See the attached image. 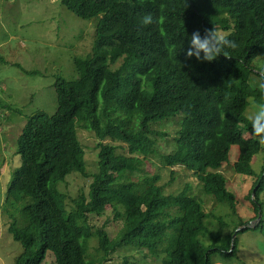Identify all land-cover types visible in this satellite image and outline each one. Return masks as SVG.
Returning a JSON list of instances; mask_svg holds the SVG:
<instances>
[{"label":"trees","instance_id":"obj_1","mask_svg":"<svg viewBox=\"0 0 264 264\" xmlns=\"http://www.w3.org/2000/svg\"><path fill=\"white\" fill-rule=\"evenodd\" d=\"M61 2L80 18H96V37L92 51L74 59L78 77H57V110L29 116L18 138L22 164L4 204L30 202L21 208V225L8 223L22 246L14 264H42L49 250L55 264H105L115 251L143 249L157 257L156 264H214L234 258L242 233L264 232V164L258 174L252 164L263 145L245 114L251 97L264 103V91L253 84L257 79L259 85L264 72V56L262 65L253 64L264 53V0H187V6L186 0ZM147 14L162 22L142 25ZM214 27L236 41V49H226L231 58L186 59L191 34L199 30L203 35ZM119 60L122 65L112 68ZM172 120L179 127L172 149L162 155L163 164L194 171L206 194L232 208L235 194L220 169L237 145L234 169L256 177L250 194L253 219L261 216L256 227L249 226L250 220L220 215L214 232L208 227L212 212L186 188L166 194L157 183L159 174L136 175L141 172L139 155L153 154L156 137L166 134L153 130L152 123ZM78 128L93 131L98 139L94 172L87 171ZM111 141L126 143L128 154ZM72 172L92 180L87 196L77 195L68 210V196L58 183ZM107 205L123 220L116 238L88 220L89 213L102 215ZM242 225L247 227L236 230ZM203 231L211 234L208 245L198 239ZM223 235L233 243L226 250L217 241ZM94 238L98 246L90 253ZM138 258L126 254L122 264H141Z\"/></svg>","mask_w":264,"mask_h":264},{"label":"rangeland","instance_id":"obj_2","mask_svg":"<svg viewBox=\"0 0 264 264\" xmlns=\"http://www.w3.org/2000/svg\"><path fill=\"white\" fill-rule=\"evenodd\" d=\"M96 20L78 17L61 0H0V264H14L16 256L22 251L21 243L8 231V223L17 220L21 225V208L30 202V198H25L14 205L4 204L14 171L22 164L21 154L18 152V138L29 116L37 111L53 114L57 110V77L67 80L78 77L74 59L85 57L92 51L96 37ZM263 56L264 53L253 64L257 67L262 65ZM122 62L119 60L111 67L119 68ZM253 84L258 86L257 79ZM255 104L257 102L251 97L245 111L246 116L254 111ZM170 120L171 118L167 119ZM178 127L177 120H172L171 123H152L153 130L166 134L156 137V151L153 154L148 157L139 155L142 159L141 172L136 175L140 176L142 172L159 174L157 183L166 194H178L186 188L190 194L201 200L206 212H212L208 227L214 232L219 228L217 217L220 215L230 221L237 217L250 220L251 228L256 227L258 222L255 221L256 218L253 219L256 215L253 194L250 197L256 177L246 176L234 169L238 156L237 145L231 147L230 161L224 163L220 169L226 177L228 189L235 194L236 205L232 208L206 194L194 171L181 165L170 167L163 164L162 155L172 149L171 141ZM78 137L85 149L87 171L94 172L98 161V139L93 131L83 128H78ZM111 143L118 147L120 153L128 154L126 143ZM252 164L257 174L262 171L264 145L253 158ZM91 180L80 172H72L58 183V189L68 196V210L73 206L72 199L77 195L83 193L87 196ZM261 198L264 199V192ZM115 213L107 205L102 215L89 213L88 220L93 227L104 229L111 238H116L122 232L123 220L116 217ZM230 224L234 226L233 223ZM210 236L211 234L203 231L198 239L208 245L211 243ZM239 239L236 256L226 261L218 259L214 264H264V232L248 231L242 233ZM217 241L225 250L232 246L231 240L225 235L218 237ZM97 246V240L92 239L89 252L95 253ZM126 254L132 257L138 255V263L141 264H156L158 261L146 249L131 252L123 250L110 254L105 264H122ZM42 264H55V256L50 250Z\"/></svg>","mask_w":264,"mask_h":264},{"label":"clouds","instance_id":"obj_3","mask_svg":"<svg viewBox=\"0 0 264 264\" xmlns=\"http://www.w3.org/2000/svg\"><path fill=\"white\" fill-rule=\"evenodd\" d=\"M187 6V0H186ZM162 22L157 21L151 14L144 15L140 23L144 26L153 23ZM189 39V45L186 50V59L195 57L200 62H211L221 54L226 58H231L226 49H236L238 47L236 41L229 39L224 33L216 29H205L204 34L200 31H194ZM175 45H171L168 49L171 56L174 52ZM181 66V65H180ZM261 81L259 88L264 91V72L261 74ZM247 120L251 122L252 133L258 138V142L264 145V103H257L254 105V111L247 115Z\"/></svg>","mask_w":264,"mask_h":264},{"label":"water","instance_id":"obj_4","mask_svg":"<svg viewBox=\"0 0 264 264\" xmlns=\"http://www.w3.org/2000/svg\"><path fill=\"white\" fill-rule=\"evenodd\" d=\"M253 196H254V194H253ZM260 218H261V216L259 215L258 218L255 219V221L258 222L260 220ZM249 226H251V224H249ZM246 227H247V225H242V226L238 227L236 230L243 229V228H246ZM235 235L236 234L234 233L233 238L235 237Z\"/></svg>","mask_w":264,"mask_h":264}]
</instances>
